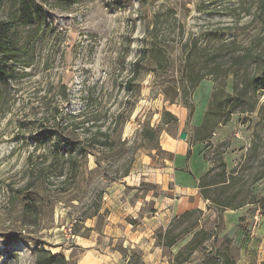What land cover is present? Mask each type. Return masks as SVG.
I'll return each instance as SVG.
<instances>
[{
    "label": "rangeland",
    "instance_id": "obj_1",
    "mask_svg": "<svg viewBox=\"0 0 264 264\" xmlns=\"http://www.w3.org/2000/svg\"><path fill=\"white\" fill-rule=\"evenodd\" d=\"M36 1L47 20L35 30L34 65L16 69L0 100V264H35L41 247L77 263L76 237L106 223L105 194L126 174L172 164L160 137L180 139L181 132L188 135L182 142L201 151L212 177L224 160L231 184L223 199L237 194L235 205L248 204L222 210L209 203L206 211L172 221L181 238L163 249L166 264H177L176 254L195 234L203 246L188 264L227 250L236 264H263L264 88L251 92L206 142L196 140L213 94L236 96L264 72V22L257 14L263 0ZM9 12L3 6L0 20ZM252 53L263 55L260 67L236 66L235 57ZM199 72L208 75L191 92L190 77ZM166 112L177 121L167 122ZM75 115L92 131L71 127ZM98 130L102 136H93ZM41 133L42 146L35 140ZM67 141L76 147L73 156L51 158L54 146ZM219 189L208 193L215 197ZM125 254L142 264L138 249Z\"/></svg>",
    "mask_w": 264,
    "mask_h": 264
},
{
    "label": "crops",
    "instance_id": "obj_2",
    "mask_svg": "<svg viewBox=\"0 0 264 264\" xmlns=\"http://www.w3.org/2000/svg\"><path fill=\"white\" fill-rule=\"evenodd\" d=\"M160 145L173 155L172 164L127 176L109 189L102 204L107 211L103 228L92 225L89 236L76 237L81 251L77 264H131L125 254L130 249L140 251L142 264H166L156 233L187 212L206 211L210 202L203 198L200 182L210 165L201 151L167 133Z\"/></svg>",
    "mask_w": 264,
    "mask_h": 264
},
{
    "label": "trees",
    "instance_id": "obj_3",
    "mask_svg": "<svg viewBox=\"0 0 264 264\" xmlns=\"http://www.w3.org/2000/svg\"><path fill=\"white\" fill-rule=\"evenodd\" d=\"M10 9L9 16L0 20V100L5 98L6 84L15 79L16 69L22 68V70L31 69L34 65V59L31 49L33 44L34 36L36 35L35 30L43 29L46 25V12L42 6L37 3L36 0H0V9L3 6H7ZM258 10L259 16L264 22V0L259 2ZM245 12H248L246 9ZM20 29H28L31 32L28 33V36L24 37ZM227 44L226 46H233L234 43H223ZM222 44V45H223ZM196 50V49H195ZM194 50L190 49L189 54L192 56ZM199 52H204L205 49L198 48ZM213 56V55H212ZM216 56V55H215ZM263 60V55L260 53H252L250 56L248 54L235 57L233 61L236 63V66L240 68L247 61L252 62L259 67L261 66V61ZM263 66V65H262ZM264 69V66H263ZM213 74V73H210ZM206 75H202L199 72L197 75H191L189 89L194 91L203 81ZM24 76H29V74L24 73ZM24 78V77H21ZM264 88V72L261 75L255 74L248 80L247 83H244L242 89L236 92V96L233 94H227L222 99L218 98V94H213V99L210 105V108L205 113L203 123L200 127L196 129V140L198 142H206L214 133L216 127L222 122L230 121V117L238 109L243 108L246 105L249 94L251 92L260 90ZM235 90V89H234ZM188 94V93H187ZM191 108V107H190ZM227 110V115L224 111ZM57 112V111H56ZM6 113H9L7 111ZM193 110L191 108L190 116H192ZM168 119L167 122H176L177 118L169 112L164 114ZM84 117L83 115L74 116L73 121L70 126L74 128L82 127V130L87 134L92 131V129L84 128L85 122H79L80 118ZM91 130V131H90ZM152 138L155 139L156 133H150ZM93 136L101 135L100 130L96 131ZM40 137H43L42 140ZM45 134L41 133L38 137H35L36 143L42 146V141ZM103 146H108L107 143H103ZM76 147L70 142L67 141L66 144L61 146H54V152L51 154V158L61 157H72ZM82 152V150H81ZM52 162V161H51ZM78 167H71L70 176H77ZM64 174V173H63ZM60 175L63 177L64 175ZM128 174L125 175V177ZM231 176L226 171V164L224 160L221 161V170L219 173L212 177V170L203 176L200 182L201 193L205 200H208L212 205H217L219 209H233L238 210L243 208L246 204L245 201L241 202L239 205H235L233 199L237 198V194L233 195L230 199L224 200L223 196L226 195V189L230 188ZM221 188L215 190V197L209 195V190L212 188ZM222 196V197H221ZM196 210L187 212L186 214L180 216L176 219V222L179 224L184 219L191 218L196 214ZM192 230V229H191ZM186 231L187 233L190 232ZM195 234L194 237L178 251L175 256V261L177 264H188L190 258L203 246V241L198 238ZM181 236L174 235V225L170 226L165 231H160L157 236L158 244L163 246V248H173L177 245ZM35 264H77L68 259L63 253H53L50 250H46L44 247H41L36 254ZM201 264H236L235 260L231 257L229 250L221 252L218 254L213 261L212 259L204 261ZM264 264V263H263Z\"/></svg>",
    "mask_w": 264,
    "mask_h": 264
},
{
    "label": "water",
    "instance_id": "obj_4",
    "mask_svg": "<svg viewBox=\"0 0 264 264\" xmlns=\"http://www.w3.org/2000/svg\"><path fill=\"white\" fill-rule=\"evenodd\" d=\"M187 133H181V135H180V139L181 140H186L187 139Z\"/></svg>",
    "mask_w": 264,
    "mask_h": 264
}]
</instances>
